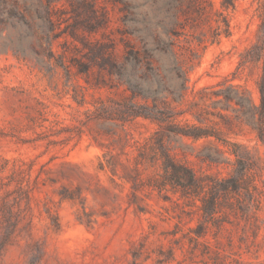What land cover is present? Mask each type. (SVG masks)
<instances>
[{"label": "rangeland", "instance_id": "obj_1", "mask_svg": "<svg viewBox=\"0 0 264 264\" xmlns=\"http://www.w3.org/2000/svg\"><path fill=\"white\" fill-rule=\"evenodd\" d=\"M80 1L54 3L55 50L85 59L84 37L112 39L123 59L124 43L149 54L172 29L183 97L158 51L164 68L155 75L143 64L137 97L125 76L88 85L50 59L35 0H0V264H264V147L235 101L217 95L234 86L259 104L260 67L243 59L264 0H95L109 21L72 34ZM195 128L211 135L194 138ZM167 156L197 177L237 174V188L206 213L171 179Z\"/></svg>", "mask_w": 264, "mask_h": 264}, {"label": "trees", "instance_id": "obj_2", "mask_svg": "<svg viewBox=\"0 0 264 264\" xmlns=\"http://www.w3.org/2000/svg\"><path fill=\"white\" fill-rule=\"evenodd\" d=\"M58 0H35L36 9L41 12L39 15L41 24V32L46 44V50L49 53V57L55 58L57 66H62L67 73L71 72V69H75L77 75L83 76L85 82L93 87H105L108 82H111L113 75H118L123 79L124 83L130 90L132 97H137L140 93L139 89L145 84L147 80L146 72H142L143 64L149 66V71L155 75L164 68L163 63L158 57L153 55L154 51L166 54L170 59V64L166 68L176 72L178 77L182 79L179 98L183 97V92L187 82V71L183 67L182 58L175 45V41L171 38V30L165 32V39L158 41L154 49H151L150 53L143 54L141 50L130 46L128 43H124L126 49L123 59L120 58L116 52L117 44L112 39H107L106 42H89L87 38L81 40L82 46L88 49V54L85 59L80 57L79 54L73 53L72 59H68L66 56V50L57 51L54 49V44L57 39L60 38L61 33V19L56 18L55 13L57 11L54 3ZM95 0H82L79 3H75V23L71 25L72 34H75L76 30L82 26L87 28L88 31H96L109 21L108 11L104 8H97L94 3ZM77 5V6H76ZM178 19V17L176 18ZM79 49V48H78ZM77 52V51H76ZM250 62L260 67V75L256 82L259 92V104L253 105L251 100L246 97V93L240 92V89L234 86H230L224 90H220L217 95H222L225 102L235 101V104L239 106L236 111L238 113L237 119L239 122L246 124L254 133L258 141L264 147V13L260 17L258 24V38L255 45H253L245 54L243 63ZM98 67L99 72L95 74L92 81L89 82L91 77V70L93 67ZM166 66V65H165ZM107 69L110 75L109 79H105L102 74V70ZM133 71V74L128 75L127 71ZM148 72V71H147ZM126 74V75H125ZM135 81H133V79ZM241 114V116H240ZM196 134L194 138L201 136H208L211 133L202 131L195 128ZM216 154L221 155V151L217 148L214 150ZM210 162L220 164L229 163L228 159H220V157H212L207 155L206 157ZM260 162H264V157H259ZM240 164L245 166L243 160L240 159ZM166 168L169 170L171 179L182 187L192 189L195 196L200 198L203 204V209L206 213L212 212L216 207V195L221 191H227L231 184L232 188H237L239 176L234 174L230 178L219 179L216 177H197L195 174L178 165L174 160L167 156ZM261 169H264V165H261ZM241 176V173H240ZM204 188L210 190L211 198L209 201H205L202 196Z\"/></svg>", "mask_w": 264, "mask_h": 264}]
</instances>
